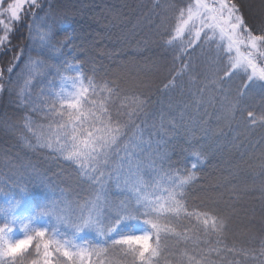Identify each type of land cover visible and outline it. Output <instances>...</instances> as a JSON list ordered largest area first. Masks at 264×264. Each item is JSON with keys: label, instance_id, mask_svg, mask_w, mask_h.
I'll return each instance as SVG.
<instances>
[{"label": "trees", "instance_id": "obj_1", "mask_svg": "<svg viewBox=\"0 0 264 264\" xmlns=\"http://www.w3.org/2000/svg\"><path fill=\"white\" fill-rule=\"evenodd\" d=\"M14 2L4 0L0 5L4 23L10 21V12L4 9ZM229 2L239 6L249 26L264 21V0ZM202 3L213 6L219 0ZM176 8L185 13L184 19L188 9L198 10L196 0H45L41 8L32 9L35 15L10 23L11 52L0 45V69L9 67L19 50L23 55L11 75L16 81L14 90L0 93V227L14 223L9 225L11 233L21 236L25 234L21 224L48 229L46 238L72 252L76 245L87 244L90 250L103 247L106 251L91 257L99 264H133L121 246L109 247L104 241L145 234L141 228L151 231L142 215L121 219L111 208L101 217L104 225L114 226L107 236L71 226L76 205L85 206L101 195L98 184L82 182L76 172L79 165H70L56 148L48 146L68 144L63 134H54L67 119H60L61 101L74 91L72 79L78 73L73 68L78 67L81 78L86 74L98 85L93 97L98 108L93 111L101 119L104 109L131 113L138 101L153 98L146 114H141L142 121L137 120L140 131L128 133L129 139L105 168L107 196L101 195L102 200L129 204L140 194L167 209L168 190L195 173L196 179L181 189L185 196L181 211L159 213V241L155 236L149 241V252L155 249L156 255L145 253L146 260L150 264H253L256 253L248 255L245 250L264 242L262 82L254 77L253 86L248 80L251 70L245 72L239 66L232 69L233 75L224 74L230 64L239 60L243 65L249 58L251 49L242 30H236L230 41L220 27L204 26L219 21L202 15L193 16L183 34L176 36L181 20ZM65 18L68 23L58 26V39L63 42L59 50L44 49L45 22ZM201 28V40L184 48L191 39L189 29ZM169 31L171 36L161 35ZM5 32L0 23V37ZM73 49L76 59L69 54ZM251 58L258 70L264 67V46ZM26 64L29 70L21 75ZM104 84L120 85L123 91L113 96L103 90ZM117 167L124 174L122 189L111 175ZM138 176L140 184L131 185ZM37 256L33 244L20 257L21 264H32ZM51 259L53 264H70L61 253ZM134 264L142 262L137 259Z\"/></svg>", "mask_w": 264, "mask_h": 264}, {"label": "snow or ice", "instance_id": "obj_2", "mask_svg": "<svg viewBox=\"0 0 264 264\" xmlns=\"http://www.w3.org/2000/svg\"><path fill=\"white\" fill-rule=\"evenodd\" d=\"M45 3V0H15L14 3H9L5 7V12H10L9 23H3L6 30L5 35L0 37V45L4 46V49L11 52V40H10V23L12 21L21 22L22 17H30L35 15L32 11L33 8H41ZM4 4V0H0V5ZM198 10L193 13L191 9L187 11V19H184L185 13L176 8L175 11L180 12V24L176 27V36H181L187 26L188 22L193 20V16L200 17L206 16L210 21H219L218 23H207L204 26L209 29L220 27L221 33H226L229 40H232L233 33L236 30H242L245 33V39L247 40L248 47L251 49L249 52V58L246 59L245 64L241 65L237 60L235 64H230L229 68L224 69L225 75H233L232 69L238 66L243 71L247 72L251 70V74L248 76V80L252 82V85H256L254 77L262 82L259 84L261 89H264V67L259 68L254 59L251 58L254 53L260 52L261 46H264V21L260 23H246L244 15L240 13V8L236 3H230L229 0H219L218 4L209 6L202 3V0H196ZM52 7L51 4L48 5ZM27 8V10H25ZM68 23L67 18L61 21L55 19L51 20V23L45 22V28H47V40L44 43V49L59 50L58 46L62 45V41L58 39L60 35L58 31L59 24ZM204 24V21H201ZM227 25V30L225 29ZM163 26V25H162ZM195 25H193V28ZM201 31L189 29L191 39L188 44L183 45L187 48L201 40ZM161 35L171 36V32L161 33ZM207 37V33H205ZM175 39V37H173ZM243 42V41H241ZM165 43H171V41H165ZM163 46V45H162ZM177 48L179 45L176 46ZM232 48V44L229 43V51ZM238 50V49H237ZM175 52V48L173 49ZM70 55L73 59H76L75 50L73 49ZM23 55V50H19L16 55L12 56V61L6 69H0V93L12 92L16 81L11 78L13 68L20 63V56ZM31 61V57L28 58ZM66 62V61H65ZM29 70V65L26 64L19 72L21 75ZM73 71L78 75L72 79V85L74 91L69 93L61 101V107L63 111L59 113L60 119L64 120V123L60 125L61 131H57L54 135L60 136L63 134L64 139L68 142L67 145H61L59 143H51L48 146L54 147L60 152L64 159L69 162L70 165H79L76 169L77 175L82 178V182L89 186L99 185L100 193L105 198L107 193L103 191L104 180L108 179L105 172V168L109 166V161L117 154L124 140L129 139L128 133L135 129L140 131V126L137 124V120L143 119L141 114H146V110L153 104V98L148 96L143 101H138L136 111L128 112L127 109H116L110 112L108 109H104L102 112L103 119L93 111L94 108H98V102L93 97L96 95V87L98 85L93 84L92 79H88L85 74L83 78L80 75V69L74 67ZM19 79V77L17 78ZM85 79H87V86L85 85ZM112 83V82H109ZM103 90L111 93L113 96L119 97L123 89L120 85L113 84L109 87L108 84L103 85ZM55 106H53V110ZM249 116H252V112H248ZM90 117V119L88 118ZM256 118L253 117V120ZM100 123V127H97V123ZM123 138V139H121ZM137 147L135 140L132 141ZM124 151H129L125 148ZM192 168H196V164L192 165ZM104 177V179H100ZM43 179V177H41ZM196 179L195 173L188 174L185 178L180 179L175 186L168 190L167 201L168 207L164 208L159 202H149L146 197L137 194L134 197V202L129 204L112 205L106 199L102 200L101 195H97L92 201H87L85 206L76 205V219L71 226L77 230H83L85 228L94 229L100 232L102 236H107L114 231V226H106L101 222V217L104 214L106 208H111L121 219H132L139 215H142L145 223H147L151 231L141 235H128L119 239L105 240L104 243H108L109 247L121 246L128 255L132 258L133 264L139 259L142 264H150V260H146L145 253H149V256L156 255V250L152 249L149 252V241L155 236L159 241L160 233L162 231V225L159 223V213L162 211L179 213L182 209L181 201L185 198L181 192L184 185L189 181ZM180 197V199H177ZM192 215V214H189ZM196 218L200 219V214H196ZM59 220V217L57 218ZM119 223V220L117 221ZM204 223L208 224L209 220L204 219ZM216 223L215 220L212 221ZM104 225L101 228V225ZM9 225H15L14 223H6L4 227H0V264H21L20 257L28 251L29 248L35 244V252L38 254L37 258L32 261V264H53L52 256L54 253H61L63 257L67 258L70 264H99V261L93 262L91 257L93 254L99 256L100 253L106 251L103 247L97 246L91 250L85 244L84 246L76 245V251H69L63 247L59 241H53L46 238L48 229L41 228H29L27 224H21L24 231L22 238L13 239L10 238L9 233L12 232V228ZM220 225L223 226V220L220 221ZM57 235H59L57 233ZM21 242L24 246L19 251H13V247ZM68 243V242H66ZM55 244V247L53 245ZM246 254L251 255L256 253L253 258V264H264V242H261L259 248L250 247L245 250ZM59 264V262H57ZM205 264H210L209 261H205Z\"/></svg>", "mask_w": 264, "mask_h": 264}, {"label": "rangeland", "instance_id": "obj_3", "mask_svg": "<svg viewBox=\"0 0 264 264\" xmlns=\"http://www.w3.org/2000/svg\"><path fill=\"white\" fill-rule=\"evenodd\" d=\"M115 169V167L113 168ZM137 172V171H136ZM111 175L113 177V181L115 183V185L119 188V189H122L123 188V185H124V179L122 178V176L124 175L123 173H121L118 169V167L116 168V170L114 172H111ZM126 177V176H125ZM100 179H104V177H101ZM144 180V179H142ZM139 182V176L137 177V181L134 182V181H130V184L133 185L135 183H138L140 184ZM43 224H45V221L42 222ZM142 230H140V232H144L145 234L146 233H149V231L147 230H143L145 228H141ZM83 230H87V228L83 229ZM10 235V238H13V239H17V238H22L23 236L19 235V234H16V233H11L9 234Z\"/></svg>", "mask_w": 264, "mask_h": 264}, {"label": "clouds", "instance_id": "obj_4", "mask_svg": "<svg viewBox=\"0 0 264 264\" xmlns=\"http://www.w3.org/2000/svg\"><path fill=\"white\" fill-rule=\"evenodd\" d=\"M24 243L26 242H21L19 244H16L14 247H13V251H19L23 246H24Z\"/></svg>", "mask_w": 264, "mask_h": 264}]
</instances>
